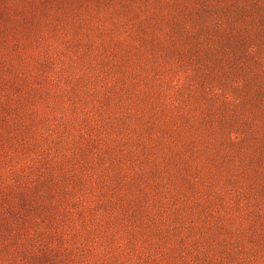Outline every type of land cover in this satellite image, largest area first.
<instances>
[{
    "label": "rangeland",
    "instance_id": "1",
    "mask_svg": "<svg viewBox=\"0 0 264 264\" xmlns=\"http://www.w3.org/2000/svg\"><path fill=\"white\" fill-rule=\"evenodd\" d=\"M0 264H264V0H0Z\"/></svg>",
    "mask_w": 264,
    "mask_h": 264
}]
</instances>
